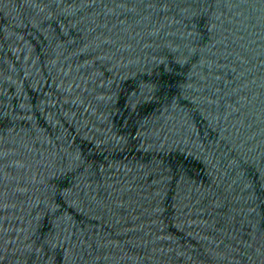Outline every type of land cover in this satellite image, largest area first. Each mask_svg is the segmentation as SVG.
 Listing matches in <instances>:
<instances>
[{"label":"water","instance_id":"obj_1","mask_svg":"<svg viewBox=\"0 0 264 264\" xmlns=\"http://www.w3.org/2000/svg\"><path fill=\"white\" fill-rule=\"evenodd\" d=\"M0 264H264V0H0Z\"/></svg>","mask_w":264,"mask_h":264}]
</instances>
